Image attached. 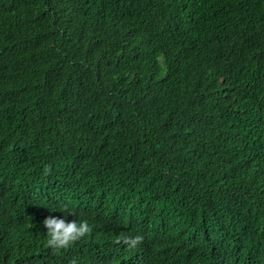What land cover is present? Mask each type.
<instances>
[{"label": "trees", "instance_id": "trees-1", "mask_svg": "<svg viewBox=\"0 0 264 264\" xmlns=\"http://www.w3.org/2000/svg\"><path fill=\"white\" fill-rule=\"evenodd\" d=\"M73 262L264 264V0H0V264Z\"/></svg>", "mask_w": 264, "mask_h": 264}, {"label": "clouds", "instance_id": "clouds-1", "mask_svg": "<svg viewBox=\"0 0 264 264\" xmlns=\"http://www.w3.org/2000/svg\"><path fill=\"white\" fill-rule=\"evenodd\" d=\"M45 174L51 172L49 166H45ZM61 211V210H60ZM64 213L63 211H61ZM73 213L67 211V214L62 217L49 216L44 219L43 226L47 230V245L50 249L60 252L70 248L75 242L85 238L90 231L89 224L85 220L76 219L68 220L67 216ZM140 237L130 238V244L135 245L139 242ZM75 264V262H73Z\"/></svg>", "mask_w": 264, "mask_h": 264}]
</instances>
